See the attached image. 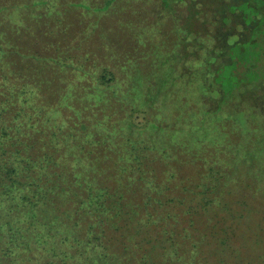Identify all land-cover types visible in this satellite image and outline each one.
Here are the masks:
<instances>
[{"label":"trees","instance_id":"trees-1","mask_svg":"<svg viewBox=\"0 0 264 264\" xmlns=\"http://www.w3.org/2000/svg\"><path fill=\"white\" fill-rule=\"evenodd\" d=\"M64 5L0 0V264H241L240 238L224 218L204 215L226 209L212 200L210 165L200 164L189 180L173 166L179 156L156 150L158 140L114 134L108 118L86 132L84 118L101 116L97 103L121 114L125 132L141 131L150 119L139 106L147 91L116 81L106 67L71 68V83L63 69L69 56L95 54L82 34L90 18L70 16L69 24ZM255 26V17L241 22L232 43L248 41ZM257 50L264 55V42ZM222 55L210 74L218 99L243 86L246 71L222 81L226 49ZM261 62L247 83L264 82Z\"/></svg>","mask_w":264,"mask_h":264},{"label":"rangeland","instance_id":"rangeland-1","mask_svg":"<svg viewBox=\"0 0 264 264\" xmlns=\"http://www.w3.org/2000/svg\"><path fill=\"white\" fill-rule=\"evenodd\" d=\"M94 1L63 0L69 24L70 16H85L83 22L90 18L82 34L95 54L87 60L78 52L69 56L64 74L73 83L71 68L77 73L109 68L116 81L128 79L147 91L148 101L139 106L150 119L141 131L128 133L118 111L107 112L105 104L97 103L101 116L84 118L86 132H98V125L90 124L108 118L104 124L117 131L114 134H144V142L158 140L156 150L168 149L179 156L173 166L179 177L189 180L201 165H210L212 200L226 209L216 207L204 215L224 218L227 229L240 238L241 264H264V82L247 83L249 69L264 61L257 50L264 42V0ZM254 17V42L248 37L233 44L230 33L239 32L240 23L247 25ZM109 40L115 43L110 46ZM129 41L136 44L134 50ZM139 43H145L143 48ZM225 49L228 61L220 69L222 81H233L241 67L246 71L239 80L244 85L231 97L218 99L210 74L223 61ZM260 72L264 74V69ZM126 102L131 104L129 97ZM190 156L195 163H188Z\"/></svg>","mask_w":264,"mask_h":264}]
</instances>
